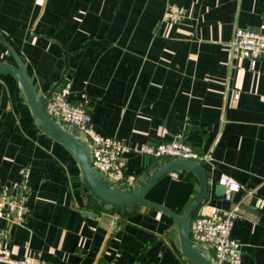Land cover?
I'll return each instance as SVG.
<instances>
[{
	"label": "crops",
	"instance_id": "obj_1",
	"mask_svg": "<svg viewBox=\"0 0 264 264\" xmlns=\"http://www.w3.org/2000/svg\"><path fill=\"white\" fill-rule=\"evenodd\" d=\"M172 8L184 11L174 22L166 20ZM262 25L264 0H0V61L16 64L10 46L39 95L88 100L102 136L132 148L182 138L208 156L210 193L198 212L238 208L232 235L244 264H264V60L252 66L229 45L236 27ZM126 158L136 178L158 161L136 152ZM26 168L27 221L0 219L15 259L191 264L166 214L143 206L125 217L104 212L71 153L36 126L19 82L0 74V186ZM222 176L245 190L217 195ZM197 190L193 175L174 173L147 198L182 212Z\"/></svg>",
	"mask_w": 264,
	"mask_h": 264
},
{
	"label": "built area",
	"instance_id": "obj_2",
	"mask_svg": "<svg viewBox=\"0 0 264 264\" xmlns=\"http://www.w3.org/2000/svg\"><path fill=\"white\" fill-rule=\"evenodd\" d=\"M184 11L172 8L166 13V20L174 22L180 19ZM230 51L233 56L247 58L255 66L264 60V25L259 27H236L231 39ZM238 98V95H235ZM46 112L53 119L73 128L80 138L88 140L93 148V166L123 187L133 185L135 176L127 174V158L136 152L155 160L188 159L205 163L210 161L192 144L182 138L170 141L146 143L140 147H130L116 137L99 134L92 122L88 100L72 101L64 91L54 92L45 101ZM30 170L26 168L19 181L0 186V219L13 225H24L30 214ZM218 184L226 187V198L245 190V186L229 176H222ZM250 193V192H249ZM238 217V208L222 210L208 206L206 212H198L192 222L191 238L196 244H204L214 255L216 264H244V251L241 244L232 235L234 222ZM10 234L0 228V263L4 264H53L43 258L26 257L15 259L8 246ZM109 264H119L110 262Z\"/></svg>",
	"mask_w": 264,
	"mask_h": 264
},
{
	"label": "water",
	"instance_id": "obj_3",
	"mask_svg": "<svg viewBox=\"0 0 264 264\" xmlns=\"http://www.w3.org/2000/svg\"><path fill=\"white\" fill-rule=\"evenodd\" d=\"M8 48L15 57L16 64L0 61V74L11 75L19 82L36 126L64 145L71 153L80 171L81 184L99 207L104 212L115 213L118 217H125L136 206L158 210L174 220L178 229L180 253L186 262L191 264H216L209 247L204 244H196L191 238L193 219L210 193L209 174L204 164L180 158L161 159L156 162L151 170L138 176L134 185L123 187L116 184L93 166L91 143L84 138H80L73 131V128L48 115L45 105L46 98L36 92L25 64L10 46ZM174 173H188L198 180L197 193L193 201L182 212H177L147 198L148 192L156 183L163 177ZM213 191L222 196L226 193V187L215 184ZM84 215L95 217L91 213H85Z\"/></svg>",
	"mask_w": 264,
	"mask_h": 264
}]
</instances>
